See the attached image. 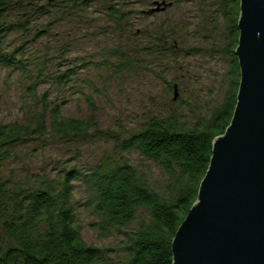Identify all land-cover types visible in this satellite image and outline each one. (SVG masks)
I'll return each instance as SVG.
<instances>
[{
    "label": "rangeland",
    "instance_id": "obj_1",
    "mask_svg": "<svg viewBox=\"0 0 264 264\" xmlns=\"http://www.w3.org/2000/svg\"><path fill=\"white\" fill-rule=\"evenodd\" d=\"M34 1L49 9L34 12L16 6L4 19L26 20L30 31L37 27L36 31L25 34L16 26L4 44L11 51L19 46L26 49L25 57L34 64L30 69L41 68L47 78L38 94L47 93L65 117H94L101 130L121 134L139 129L152 116L171 112L192 124L222 103L228 92L232 61L225 50V0H168L175 4L155 13L150 12L154 0H56L52 7L48 0ZM235 6L236 1L229 0L230 29ZM111 7L121 9L124 21L109 15ZM69 68L72 80L58 83L57 77ZM13 69L0 66V123H24L44 107L28 95L32 78L25 79L21 70ZM113 145L114 140L99 136L65 141L47 134L12 149L15 157L0 166V176L34 181L38 175L52 178L62 167L87 171L105 155H113ZM78 152L81 156L75 158ZM127 157L164 186L168 177L159 166L137 152ZM75 187L74 199L81 204L87 198L86 187L81 181ZM77 213L87 244L117 247L122 241L115 233L102 237L92 224L96 216L83 206L77 207ZM111 253L115 260L120 256L118 249Z\"/></svg>",
    "mask_w": 264,
    "mask_h": 264
},
{
    "label": "trees",
    "instance_id": "obj_2",
    "mask_svg": "<svg viewBox=\"0 0 264 264\" xmlns=\"http://www.w3.org/2000/svg\"><path fill=\"white\" fill-rule=\"evenodd\" d=\"M234 1L232 29L228 26L229 0L223 3L228 36L225 50L231 57L232 76L222 103L206 116L194 119L192 124L171 112L167 116H152L139 129L121 134L101 130L94 117L88 120L65 117L47 93L38 94L39 86L47 80L43 70L30 69L34 64L25 57L24 47L11 51L4 44L6 35L16 26L25 34H31L37 27L30 31L26 20L13 23L5 22L4 18L16 6L22 5L34 12L45 6L36 5L34 0H0V66L19 69L23 78H32L28 95L44 105L24 123H0V166L15 157L11 150L19 144L47 134L65 141L90 136L114 140L113 155H105L87 171L62 167L54 177L38 175L34 181L0 176V264H173V239L198 199L213 143L231 124L237 104L240 66L235 49L239 38L240 0ZM55 2L48 0L47 5L52 7ZM109 15L124 21L119 8L111 7ZM67 71L57 77L58 83L64 85L72 80L71 68ZM175 87L178 88L174 85V90ZM133 152L163 170L168 177L164 186L152 181L150 171L131 162L127 155ZM80 156L78 152L75 158ZM77 181L85 185L87 192L81 204L74 199ZM78 206L96 216L92 224L102 237L112 233L121 236L119 245L87 244L81 235ZM135 222L137 226L132 227ZM116 249L120 256L115 260L111 252Z\"/></svg>",
    "mask_w": 264,
    "mask_h": 264
},
{
    "label": "water",
    "instance_id": "obj_3",
    "mask_svg": "<svg viewBox=\"0 0 264 264\" xmlns=\"http://www.w3.org/2000/svg\"><path fill=\"white\" fill-rule=\"evenodd\" d=\"M154 4L151 13L173 5ZM238 30L237 104L175 234L173 264H264V0H240Z\"/></svg>",
    "mask_w": 264,
    "mask_h": 264
},
{
    "label": "flooded vegetation",
    "instance_id": "obj_4",
    "mask_svg": "<svg viewBox=\"0 0 264 264\" xmlns=\"http://www.w3.org/2000/svg\"><path fill=\"white\" fill-rule=\"evenodd\" d=\"M155 2V1H154Z\"/></svg>",
    "mask_w": 264,
    "mask_h": 264
}]
</instances>
